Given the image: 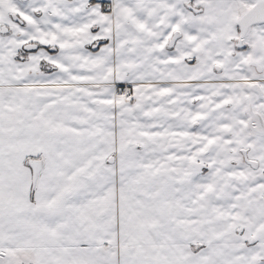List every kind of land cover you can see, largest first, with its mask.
Listing matches in <instances>:
<instances>
[{
  "label": "snow or ice",
  "instance_id": "1",
  "mask_svg": "<svg viewBox=\"0 0 264 264\" xmlns=\"http://www.w3.org/2000/svg\"><path fill=\"white\" fill-rule=\"evenodd\" d=\"M0 264H264V0H0Z\"/></svg>",
  "mask_w": 264,
  "mask_h": 264
}]
</instances>
